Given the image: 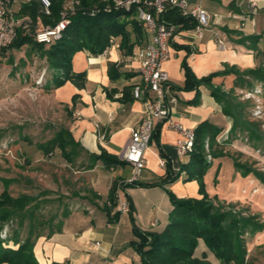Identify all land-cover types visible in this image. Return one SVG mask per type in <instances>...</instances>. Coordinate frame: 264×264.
I'll list each match as a JSON object with an SVG mask.
<instances>
[{
    "label": "crops",
    "instance_id": "0c3cea01",
    "mask_svg": "<svg viewBox=\"0 0 264 264\" xmlns=\"http://www.w3.org/2000/svg\"><path fill=\"white\" fill-rule=\"evenodd\" d=\"M30 1L11 0V6L21 16L22 5ZM71 2L66 0L64 6ZM188 3L190 7L204 8L211 20L202 37H195L192 29H185L172 41L173 54L163 66L170 76L172 94L178 98L171 120L193 130L204 121H210L223 128L219 136L223 146L231 142L239 146L246 140L240 132L238 138L224 142L234 119L224 113L223 102L213 95L212 85L226 92L233 90L234 95L238 90L258 89L259 95L264 93V83L253 81L248 75L250 70L264 67V0H188ZM36 24L39 28L45 26L40 19ZM136 39L134 35L133 41ZM151 40L152 34L147 31L129 54L121 47V37H115L101 54L82 50L73 56V70L85 72L86 78L81 86L67 81L56 88L54 94L71 107L73 119L68 129L83 147L82 161L89 162V153L102 151L122 160L132 129L137 128L146 115L145 102L136 100L132 90L142 80L136 55ZM9 49L10 52L0 50L3 61L8 62L14 54L15 49ZM44 60L47 62L46 58ZM185 63L199 80L214 73L215 76L211 81H201L195 89H185ZM112 67L117 73L115 76L109 73ZM244 74L252 81L253 88L235 86L237 75ZM247 112L248 118L256 117L253 111ZM160 124L158 135L151 139L145 152L146 166L139 179L142 185H127L121 190L122 199L129 202L131 210L116 217L117 207L107 208L113 185L131 174L127 163L110 170L100 161L93 168L80 167L74 178L78 188L71 195L73 205L68 206L67 214L63 212L58 221L60 225H56L53 232L42 233L35 242L34 252L40 264H142L134 244L139 240L135 228L147 231L161 226L170 210L167 187L178 197H201L199 183L185 181L184 173L174 182L163 185L167 166L162 160L170 163L174 174H178L190 156L177 151L180 132L170 123ZM246 144L249 145L247 140ZM225 158L227 156L219 159ZM246 177L259 188L258 192L264 191V184L253 174ZM154 221H157L155 226ZM256 239H264V231L258 233Z\"/></svg>",
    "mask_w": 264,
    "mask_h": 264
},
{
    "label": "trees",
    "instance_id": "16d2710c",
    "mask_svg": "<svg viewBox=\"0 0 264 264\" xmlns=\"http://www.w3.org/2000/svg\"><path fill=\"white\" fill-rule=\"evenodd\" d=\"M66 0H51L49 13L44 9L40 0H31L22 5L20 15H29L37 23L40 19L45 26H54L61 18V11ZM106 4H113V0H80V6L71 15L70 23L64 28L62 37L51 44L38 43L31 35L19 30L13 44L9 48L19 49L25 44H30L32 51L38 50L45 57L48 66L52 69V77L45 84L47 89H56L67 81H73L81 86L86 78L85 72H75L72 60L75 53L87 50L91 54L103 53L115 37H121V47L125 53H133V47L147 34V29L134 13L135 9L127 11L122 8L105 10ZM99 7V11L92 15L90 10ZM164 19L178 27V30L192 29L197 21L192 16L183 15L178 8H169L163 14ZM44 26V27H45ZM35 30L33 27L32 31ZM136 41H133V36ZM8 62H12L9 60ZM3 63L0 58V64ZM186 80L185 89H195L201 81H211L215 76L199 80L185 63ZM111 76L117 73L113 67L109 70ZM244 75H237L235 86L253 88L251 80ZM248 75L253 81L264 83V67L260 66L250 70ZM213 95L223 102L225 114L233 117L234 122L227 140L238 138V132L246 138L247 143L264 153V131L259 120H251L247 117L248 101H241L233 90L226 92L221 87L212 85ZM77 95L74 96V99ZM161 124L158 123L152 137L157 136ZM223 128L210 121H204L195 129V148L189 155L190 160L182 164L178 174H174L170 163L166 161V177L163 185L174 182L182 173L185 181L197 180L201 197H178L172 190L166 189L168 197L172 201V210L168 216V223L162 229L143 231L135 228V234L139 238L134 242L137 251L141 255L142 264H246L248 254V237L254 238L264 231V220L259 213L245 214L244 210L236 209V204L220 200L218 196L211 197L205 187L204 174L212 165L215 158L230 157L237 171L243 176L253 174L261 184H264V171L253 164L242 162L224 149L219 136ZM40 149L46 156L61 151L65 159L75 163V157L79 156L83 147L72 136L68 128H62L58 134ZM88 161H82L80 167L93 168L98 161L110 170L126 162L106 151L100 154L89 153ZM219 170L217 171V173ZM5 181V189L0 193V264H40L34 246L37 238L42 235L37 232L40 225L39 219L31 207L35 196L22 193L14 197L8 188L10 180ZM130 185H142L137 181ZM127 186V185H125ZM117 182L113 185L109 198L110 210L116 207L115 191ZM131 210V207L130 209ZM67 214V210L64 212ZM110 213V211H108ZM117 211L116 217L120 215ZM29 219V231L25 238L21 237L20 229ZM17 223L18 228H13V233L2 237L1 230L5 225ZM57 227L60 225L56 224ZM54 229L51 230L53 232ZM10 242L18 245L17 248L8 245ZM54 264H65L54 262Z\"/></svg>",
    "mask_w": 264,
    "mask_h": 264
},
{
    "label": "rangeland",
    "instance_id": "374dc122",
    "mask_svg": "<svg viewBox=\"0 0 264 264\" xmlns=\"http://www.w3.org/2000/svg\"><path fill=\"white\" fill-rule=\"evenodd\" d=\"M69 6L70 4L64 7ZM31 53V45L25 44L14 50L9 59L12 62L4 59L0 64V193L5 189L4 180H10L8 188L14 197L22 193L35 196L31 207L38 204L34 208L40 223L37 232L49 233L55 229L63 212L69 209L68 206L73 205L71 195L78 188L77 183L74 184V178L78 176L77 169L84 156L80 152L75 157V163L71 164L59 149L49 156L40 149L41 145H46L62 128L70 127L73 114L67 103L55 97V89L45 87L47 80L52 77V69L45 58L41 57L38 50H34V55L30 56ZM235 94L239 100L249 102L247 111L250 110L251 113L255 110V97L248 98L247 91L238 90ZM259 94L255 95L262 101L261 114L250 119L264 122V93ZM262 130L264 131V124ZM236 144L237 142H231L224 149L242 162L248 161L264 171V153L251 145H248L251 147L249 148L246 140H242L239 146ZM237 173L230 157L222 161L215 158L204 174L207 193L211 197L218 196L220 200L236 204V209L246 210L245 214L259 213L264 220V191L258 192L259 188L249 183L246 176ZM167 203L170 210L158 229L164 228L168 223V216L173 208L170 197H167ZM18 226L16 222L7 223L1 230L2 237L13 233V228ZM28 231L29 219H26L20 229L21 237L25 238ZM247 240L246 264H264V239L258 240L255 236L248 237ZM8 245L15 248L18 246L13 242Z\"/></svg>",
    "mask_w": 264,
    "mask_h": 264
},
{
    "label": "built area",
    "instance_id": "2783aa9c",
    "mask_svg": "<svg viewBox=\"0 0 264 264\" xmlns=\"http://www.w3.org/2000/svg\"><path fill=\"white\" fill-rule=\"evenodd\" d=\"M44 9L49 13L51 0H40ZM256 6V3H252ZM80 6V0H72L69 8H63L61 18L54 26L48 25L39 28L29 15L18 16L11 6V0H0V50L8 48L18 36L19 30L25 31L34 37L38 43L51 44L62 37L64 28L70 23V16ZM122 8L127 11L135 9V17L144 23L148 32L152 34V40L144 44L137 53L140 61L141 82L133 87L132 93L136 100H143L146 104V115L137 128L132 129L130 142L122 154V160L131 168V174L125 180L117 183L115 200L117 210L129 211L127 200H123L121 190L125 185L139 181L142 171L146 166L145 152L149 148L153 131L158 123H170L179 131L181 138L176 143L180 155H190L195 148V130L187 128L180 123L171 120V113L177 103V96L172 94L170 76L164 69V63L168 61L172 52V41L178 30L176 25L168 23L163 14L169 8H178L183 15L192 16L197 23L192 31L195 37H202L209 26L211 15L201 6L190 7L188 0H113V4H106L104 9ZM99 7H93L90 14L94 15ZM33 27L35 30L32 31ZM185 30V29H184ZM189 31V29H186ZM191 30V29H190ZM260 90L247 91V97L257 99V107L254 115L261 114ZM104 139V136H102ZM165 165L166 161L163 159ZM157 221L152 223L153 226ZM99 244V243H98Z\"/></svg>",
    "mask_w": 264,
    "mask_h": 264
}]
</instances>
